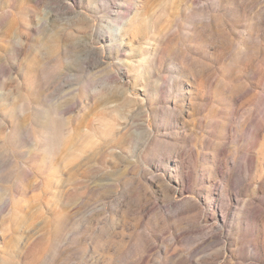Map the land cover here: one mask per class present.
Returning a JSON list of instances; mask_svg holds the SVG:
<instances>
[{"label":"rangeland","instance_id":"obj_1","mask_svg":"<svg viewBox=\"0 0 264 264\" xmlns=\"http://www.w3.org/2000/svg\"><path fill=\"white\" fill-rule=\"evenodd\" d=\"M0 264H264V0H0Z\"/></svg>","mask_w":264,"mask_h":264}]
</instances>
